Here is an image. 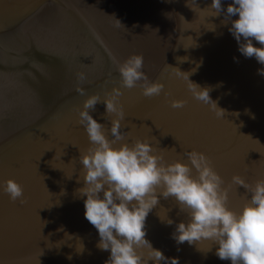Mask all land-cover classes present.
<instances>
[{
  "label": "water",
  "instance_id": "obj_1",
  "mask_svg": "<svg viewBox=\"0 0 264 264\" xmlns=\"http://www.w3.org/2000/svg\"><path fill=\"white\" fill-rule=\"evenodd\" d=\"M67 1L71 4L0 0V182L14 179L26 200L13 202L0 190V264H105L109 258L110 251L97 248L98 231L84 216L86 197L76 192L83 187L79 155L90 145L78 123L79 110L88 96L98 94L103 101L114 86L121 87L117 65L133 54L143 55L142 71L164 89L148 98L139 86L143 81L121 87V123L126 125L121 131L128 135L115 147L146 139L167 163H188L184 153L195 149L211 159L226 184L237 174L249 183L264 179V75L258 73L264 65L238 51L230 21L222 23L224 16H212L208 9L212 0ZM221 2L226 11L232 0ZM33 16L40 18L36 32L42 37L44 30L65 25L87 38L89 31L105 33L91 51L47 49L24 21ZM166 64L210 88L224 117L196 100L187 82ZM79 73L86 76L83 82ZM172 100L186 103L174 109ZM89 111L112 139L114 114L105 116L102 102ZM244 196V189L234 186L228 207L239 211ZM188 219L174 198L160 197L146 218V239L179 264H231L215 255V246L207 252L211 241L176 244L171 238L175 226Z\"/></svg>",
  "mask_w": 264,
  "mask_h": 264
},
{
  "label": "clouds",
  "instance_id": "obj_2",
  "mask_svg": "<svg viewBox=\"0 0 264 264\" xmlns=\"http://www.w3.org/2000/svg\"><path fill=\"white\" fill-rule=\"evenodd\" d=\"M187 6L195 12L192 6ZM195 6L198 7L197 4ZM208 9L213 11L212 16L222 14V23L230 21L228 30L238 43V51L246 58L255 57L264 65V0H232L226 11L221 0H212ZM237 15L238 19H232ZM119 24L118 21L117 26ZM253 40L261 47H256ZM143 67L142 54H133L118 64L119 84L131 89L143 81L139 86L144 97L159 96L164 85L150 82L142 71ZM171 68L176 70L177 77L187 82L196 100L207 105L216 117H224L225 111L209 95L210 88H201L193 83L189 79L190 73ZM258 73L264 75V68L258 69ZM85 79L84 73L78 74L79 81ZM121 87L114 86L103 101L98 94L88 96L79 110L78 120L90 145L79 155L83 187L76 192L86 197L84 216L98 231L97 248L110 251L105 264H149L150 260L154 264H161V261L179 264L178 258L165 257L146 239V218L159 204L160 197L174 198L179 212L189 217L187 222L181 221L175 226L171 238L177 245L187 242L197 246L201 241H211L212 247L207 252L215 246V255L222 261L264 264V179L249 183L237 174L226 184L214 170L211 159L195 149L184 153L188 163L179 160L167 163L146 139H137L131 146L123 142L115 147L128 135L121 131L126 127L121 123L125 118L119 100L123 95ZM76 90L80 95H86L85 88L77 87ZM101 102L105 105V116L114 114L110 121L112 139L105 134L108 131L105 125L90 115L89 110H94ZM185 103L172 100L171 107L180 109ZM193 170L195 176L192 175ZM234 186L243 188L245 192L239 211L228 207L229 194ZM0 190L8 194L11 201L26 203L24 190L14 179L0 182ZM161 220L167 225L174 223L169 218Z\"/></svg>",
  "mask_w": 264,
  "mask_h": 264
},
{
  "label": "bare ground",
  "instance_id": "obj_3",
  "mask_svg": "<svg viewBox=\"0 0 264 264\" xmlns=\"http://www.w3.org/2000/svg\"><path fill=\"white\" fill-rule=\"evenodd\" d=\"M62 1L70 2L69 4H71V1H67V0H62ZM52 20H54V22L51 24V26H55L56 21L55 19ZM24 21L27 22V27L29 31L35 33L36 31L40 30L38 29V27L40 26L38 25V22L40 21V18H38V16L27 18ZM60 21H64V19ZM69 28L70 27L66 25L64 28H62L61 26L50 28V30H44L45 34L46 32H49L48 34L45 35V37H42L38 32H36L32 37L35 39L39 37L40 39L38 41L41 42L43 45H45L47 49L49 48L51 49L54 48V46H58L64 49L65 51H67L68 49H75L80 52L82 50L91 51L94 46L98 45V42H100L101 37H103V34L105 33V32L102 33V32L94 31L91 35L89 31L90 36L89 38H87L86 37L87 33L84 34L83 31L81 30L78 31L76 29L72 31ZM106 33H108V31H106ZM109 35L112 36L113 34L109 31ZM131 36L134 35L131 34Z\"/></svg>",
  "mask_w": 264,
  "mask_h": 264
},
{
  "label": "rangeland",
  "instance_id": "obj_4",
  "mask_svg": "<svg viewBox=\"0 0 264 264\" xmlns=\"http://www.w3.org/2000/svg\"><path fill=\"white\" fill-rule=\"evenodd\" d=\"M48 33H49V32H46V34H48ZM46 34H45V35H46ZM39 39H40V38L38 37L36 40L38 41Z\"/></svg>",
  "mask_w": 264,
  "mask_h": 264
}]
</instances>
